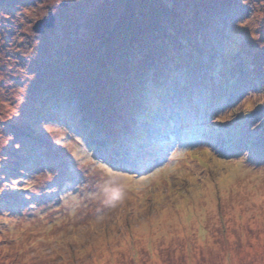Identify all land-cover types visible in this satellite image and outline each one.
Returning <instances> with one entry per match:
<instances>
[{
	"label": "rangeland",
	"instance_id": "1",
	"mask_svg": "<svg viewBox=\"0 0 264 264\" xmlns=\"http://www.w3.org/2000/svg\"><path fill=\"white\" fill-rule=\"evenodd\" d=\"M2 1L0 264H264V0H237L236 21L237 7L223 3L209 20L203 1L195 18L188 15L194 0L153 8L158 16L144 21L155 33L139 41V60L120 61L121 69L109 64L89 84L95 102L114 112L112 121L95 111L96 120L85 119L65 83L53 86L54 76L34 86L45 60L84 33L71 30L67 38V20H59L78 0H7L6 8ZM50 6L52 28L35 32ZM152 45L159 48L147 51ZM32 62L39 70L29 69ZM143 97L150 116L133 119ZM205 100L216 113L206 124L236 131L225 130L226 147L240 148L225 150L229 159L210 149L222 148L220 134L207 148L198 144L201 127L186 129L183 142L176 136L183 133L175 131L177 116L192 121L193 111L204 110L205 117ZM85 129L116 154L125 140L139 147L135 163L125 154L101 163L79 133Z\"/></svg>",
	"mask_w": 264,
	"mask_h": 264
},
{
	"label": "trees",
	"instance_id": "2",
	"mask_svg": "<svg viewBox=\"0 0 264 264\" xmlns=\"http://www.w3.org/2000/svg\"><path fill=\"white\" fill-rule=\"evenodd\" d=\"M6 1L7 0L2 1L3 8H6V6L9 5L4 3ZM90 1H93L94 6L92 8H90L91 4L89 1L82 2V0H78L75 4V8H72V11H70L69 14L67 15L65 13H63L62 15L60 14L59 20L60 19L62 21L64 19L67 20L65 24V28H63V30L67 35V38H69L67 32L71 30L76 31L79 30V28H83L84 33L76 34L77 37L72 38L70 42L68 39L67 43L69 42V46L66 47L67 50L65 49V51L63 50L62 52L56 53L57 55L51 58L49 57V60L46 59L45 60L46 64H43L41 66L43 68L42 71L43 75H41L42 77H36V80L33 82H34V86H36V84H38L41 81H45V83H48L49 76H54L56 83L53 86L57 87L60 83L63 82L65 83L66 88H68V90L70 89L72 93L71 96H76L78 100V107H79L78 110L79 112L82 113L85 119H87L86 117L89 116L91 119L93 118L96 120V118L93 115V111H95L98 115H101L102 117H107L109 118L110 121H112L114 112H112L107 105H105L107 108L103 107L97 104L98 101L95 102L94 100L95 96L96 95L98 96L97 92H95L92 88L94 86V83L96 84L98 81V80L96 81V78L103 72L106 74L110 72V70L108 69L109 64L115 67H119L121 69V68H125L126 66L124 65V62H120V61L125 60V63L127 62L131 64L133 60L135 61L139 60L140 56L138 52H140L141 50V48L139 49V41L145 38L146 35L148 39V36L150 35L151 32L155 33L153 30L149 29L148 27L150 22H152L151 18L158 16V14H155L156 12H154L153 8L156 7L155 8L156 11L162 10L161 2L167 0H136V1L135 0H104L105 2L104 7H100L99 5L95 7V5L99 3L100 0H90ZM201 1L204 2L203 4H207L209 6V9H207V11H205L204 14V18L207 20H209L215 14V10H213V7L217 6L219 8L222 6V3L224 5H231V6L235 5L237 7V10L234 15L235 21L237 17H241V15L238 14V7L241 4H239L237 0H220L216 4L212 2V0H194L191 4L192 8L190 9V11L188 10V15L190 17L195 18L193 17V14H195L196 17L201 16V8L199 7V6L203 7L202 3H200ZM205 1L208 3H205ZM59 6L60 5H58L57 7ZM167 7L170 8L169 5H167ZM129 8H131L130 11ZM132 9H134L135 11H132ZM178 9L181 11L184 10L182 8H178ZM184 12L187 13V9ZM92 15L94 20H90V16ZM175 16L176 14L172 15V17ZM144 19L146 20V22L149 23L146 28H145ZM138 23L140 24L137 25ZM135 25H137L136 28L141 27L142 32L140 30L136 32L134 28ZM179 25L186 26L184 24H179ZM126 26L127 29H125V31L123 32V33H127L125 36L116 35V33L121 31L119 30L120 27L124 28ZM5 33L6 32H4L3 29L1 34L4 35ZM219 36H222L221 31H219L217 37ZM39 47H40L39 45H36L35 50L39 49ZM157 48H159V45H152L149 46V48H147V51H149V49L156 50ZM128 51L130 52L129 57H127L126 55ZM20 56L23 57L24 55H20ZM25 58H28V56ZM244 59L247 60L250 64L254 63V60L251 59L249 56L246 57L244 55ZM25 62L29 64V61H25ZM34 63L32 62L29 65V69L39 70L37 66L35 67ZM63 64L67 65L68 68L62 69ZM45 67L52 69L50 74L46 72ZM195 69L196 68H193V70ZM78 71L81 74H84L85 76L82 75L81 77L78 74ZM81 78H83V80H81ZM151 82L153 83V78L149 80L147 84H151ZM89 84H92V87ZM118 86L119 85L115 84L114 89H116ZM116 93L120 94L118 92ZM225 97H227V95H225ZM130 100L132 101V98ZM146 101H147L146 97H143V99L140 101V108L138 112L133 114V119H137V120L140 118L143 119L145 116L144 115L145 112H147L148 114L149 111L147 110L151 109V107L145 106ZM114 102L119 103V101H114ZM208 105L209 106L212 105L211 102H209ZM148 116H150V114H148ZM180 119L182 122H184V124L187 121V118L181 115H180ZM188 122H193V121H188ZM7 125L8 127L14 126V124L11 123H8ZM80 126L81 125H79V129L81 128ZM100 126L102 128H105L103 125ZM213 126L214 125L209 127L208 131H206V133L204 134L205 136H202L201 138L204 139L210 138L211 141L214 135L220 134L221 136L220 138H222L225 141L227 137L226 134H228V131L227 133L225 131L226 129L232 130L233 134L234 135L236 134V131L233 129L232 125L230 126L217 125L216 127ZM191 128H194V125H192ZM134 132L135 131H133L132 133ZM79 133L87 134V137L89 139L88 141L90 147L89 150H91L92 152H96V154L101 153L100 162L106 165H109V163H107L106 161L108 157H111L112 155H116L118 158H120L123 156V154H125L126 158L128 159V160L126 159L127 162L129 161L130 163H135L133 158L139 151H141L139 150V147L135 145H130L129 142L125 140V145L123 146L120 145L122 147V151L116 154L114 152L116 149L109 150L107 148L106 143L109 142L107 139L104 141L102 145H100L97 144L98 141H96V138L93 139L90 133L87 132V129H85L84 131L79 130ZM230 137H232V133ZM228 140H231V138H228ZM125 146H128L129 150H126ZM232 148L237 154L240 152V148L238 147V145H235V143L232 142L229 144V146H227V148H224L222 150L220 149L219 151L217 150L215 153L220 154V156L227 157L229 156V153L226 152L225 149L227 151H230L232 150ZM123 149L126 150V153H123ZM227 159H229V157H227ZM138 161L139 159L137 160V162ZM36 163L38 164V162L34 160L33 164ZM191 169L192 168L190 167V171H192ZM0 194H2L1 191ZM3 198L6 200V202L3 203L7 204V207L11 206V203H9L7 197H3ZM0 202H2L1 199Z\"/></svg>",
	"mask_w": 264,
	"mask_h": 264
},
{
	"label": "water",
	"instance_id": "3",
	"mask_svg": "<svg viewBox=\"0 0 264 264\" xmlns=\"http://www.w3.org/2000/svg\"><path fill=\"white\" fill-rule=\"evenodd\" d=\"M58 5H55L54 7H57ZM52 6H50V8H48L49 13L44 16V19H38L34 22V24L32 25V30H34L35 32H42L44 28L47 27H51L54 24V16L52 14V10L50 11Z\"/></svg>",
	"mask_w": 264,
	"mask_h": 264
},
{
	"label": "clouds",
	"instance_id": "4",
	"mask_svg": "<svg viewBox=\"0 0 264 264\" xmlns=\"http://www.w3.org/2000/svg\"><path fill=\"white\" fill-rule=\"evenodd\" d=\"M223 88H225V86Z\"/></svg>",
	"mask_w": 264,
	"mask_h": 264
}]
</instances>
